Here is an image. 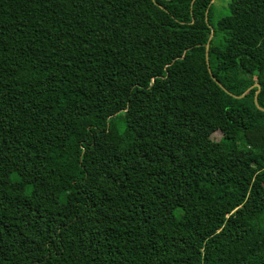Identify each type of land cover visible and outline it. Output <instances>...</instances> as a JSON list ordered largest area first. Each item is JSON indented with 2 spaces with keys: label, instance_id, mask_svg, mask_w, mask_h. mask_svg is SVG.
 <instances>
[{
  "label": "trees",
  "instance_id": "1",
  "mask_svg": "<svg viewBox=\"0 0 264 264\" xmlns=\"http://www.w3.org/2000/svg\"><path fill=\"white\" fill-rule=\"evenodd\" d=\"M213 13L0 0V264H264V0Z\"/></svg>",
  "mask_w": 264,
  "mask_h": 264
},
{
  "label": "rangeland",
  "instance_id": "2",
  "mask_svg": "<svg viewBox=\"0 0 264 264\" xmlns=\"http://www.w3.org/2000/svg\"><path fill=\"white\" fill-rule=\"evenodd\" d=\"M214 2V13L213 18L217 20L220 16L226 15L228 13V2L229 0H213ZM229 19H223L222 24H228ZM213 138L218 140L221 138V134L219 132L213 134Z\"/></svg>",
  "mask_w": 264,
  "mask_h": 264
},
{
  "label": "water",
  "instance_id": "3",
  "mask_svg": "<svg viewBox=\"0 0 264 264\" xmlns=\"http://www.w3.org/2000/svg\"><path fill=\"white\" fill-rule=\"evenodd\" d=\"M207 50H209V47L207 46Z\"/></svg>",
  "mask_w": 264,
  "mask_h": 264
}]
</instances>
